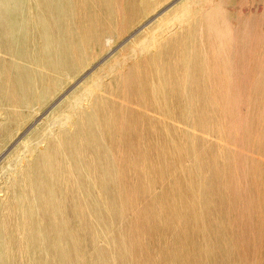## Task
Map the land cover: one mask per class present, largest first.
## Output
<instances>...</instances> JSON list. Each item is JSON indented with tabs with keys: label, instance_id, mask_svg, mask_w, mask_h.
I'll list each match as a JSON object with an SVG mask.
<instances>
[{
	"label": "bare ground",
	"instance_id": "1",
	"mask_svg": "<svg viewBox=\"0 0 264 264\" xmlns=\"http://www.w3.org/2000/svg\"><path fill=\"white\" fill-rule=\"evenodd\" d=\"M168 1L0 0V143ZM143 29L20 139L0 264H264L240 226L242 184L264 186V0H180Z\"/></svg>",
	"mask_w": 264,
	"mask_h": 264
},
{
	"label": "rangeland",
	"instance_id": "2",
	"mask_svg": "<svg viewBox=\"0 0 264 264\" xmlns=\"http://www.w3.org/2000/svg\"><path fill=\"white\" fill-rule=\"evenodd\" d=\"M179 1L180 0H170V1H168L170 4L167 2L165 4V6L163 5L156 12L152 13L153 15L150 14L148 17H146L144 20H142L140 22L141 24L138 23L137 26H135V28L133 27L134 29H131L129 32H127L126 34L122 35L120 37V39L118 38L117 39V42L115 40L112 43V46L107 51H104L103 52V55L99 56L98 59H96L95 61H93V63L91 64V66L93 64L94 65L92 67L89 66V67L85 68L79 74L80 76L78 75L74 79V81H72L67 87H65L61 91V93H59L57 95V97H54L52 99V101H49L40 110L39 114H41L43 116L45 114H48L51 111L50 108L53 107L56 104V102H58L63 96H66L65 94H69L68 92H71L70 90H73L76 87V84L78 86L84 80H86L87 78H89L94 72H96L110 58H112L113 56H115L119 52V50H122V48L125 47L130 40H132L133 38H135L136 36H138L144 30L143 29L144 27L146 28L149 25H151L154 22V20H156V18H158L159 16H161L163 13H165L167 10H169L174 5V3L177 4ZM162 10H163V12H162ZM109 50H111V51H109ZM262 50H264V48ZM107 56H109V57L107 58ZM85 71H87V72H85ZM74 82H75V84H74ZM71 86H72V89H71ZM48 110H50V111L48 112ZM32 115H33V116H31L32 118L30 117L29 120L25 124L22 125L23 127L19 128L17 132H16V130L14 131L12 137L7 138L5 141H3V142L0 143V190L3 189L5 180L11 174V171L10 170L12 168H14V167L16 168V166H18L19 164H22L21 163L22 162L21 159L23 158L24 154L22 153L21 147L19 149V146H20L21 142L31 132H33L36 129H38V127L41 124L40 123L41 122L40 121L41 120L40 119V116L41 115L40 116L39 115H36V114H34V112L32 113ZM36 126H38V127H36ZM20 139L22 141H20ZM253 156H255L256 158L259 157V158H261L264 161V156L256 155V154L255 155L253 154ZM257 179L258 178H256L255 175H251V177H250L251 185H249V184L247 185L246 183H243L242 184L244 186V187L242 186L243 189H244L243 193H245V194H242L244 196V199L243 200H244V203H245L246 208H248V211H247V214L246 215H248V218L251 221V223L249 225H247L248 227H245L244 225H240V226H241V229H244V231H246V233L248 234V236H250L251 238H253V236L255 234H261V233L264 232V219H263V217H264L263 216L264 215L263 214V212H264L263 211V209H264V206H263L264 205V201H263L264 200V193H263L264 192V186L262 185V182L259 179L258 180ZM262 186H263V188H262ZM248 191H249V193H248ZM251 199H252V201H251ZM253 201H255L254 204H253ZM252 207L255 208V211H254V209ZM260 207H261V210L262 211L260 210ZM253 219H254V221H253ZM257 224H261L262 227L261 228H256V226L254 227V225H257ZM256 260H257V256L256 255L254 256V255H249L247 253H244L243 254V260H242L241 264H248V262H250L249 264H257V261Z\"/></svg>",
	"mask_w": 264,
	"mask_h": 264
}]
</instances>
